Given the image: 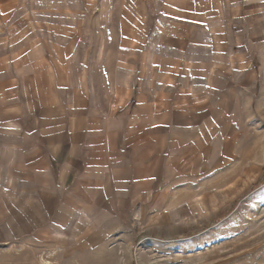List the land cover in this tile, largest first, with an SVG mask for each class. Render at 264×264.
Wrapping results in <instances>:
<instances>
[{"label":"rangeland","instance_id":"obj_1","mask_svg":"<svg viewBox=\"0 0 264 264\" xmlns=\"http://www.w3.org/2000/svg\"><path fill=\"white\" fill-rule=\"evenodd\" d=\"M251 1L0 0V58L84 75L105 112L170 60L190 84L223 66L235 77L211 79L229 97L223 156L152 197L2 174L0 264H264V0Z\"/></svg>","mask_w":264,"mask_h":264},{"label":"crops","instance_id":"obj_2","mask_svg":"<svg viewBox=\"0 0 264 264\" xmlns=\"http://www.w3.org/2000/svg\"><path fill=\"white\" fill-rule=\"evenodd\" d=\"M36 59L0 58V183L2 174L17 169L35 191L51 189L38 185L39 176L50 184L55 175V190H86L93 200L102 192L114 199V192L132 191L137 201L180 176L204 173L195 168L209 169L223 156L229 97L226 84L211 79H234L226 67L190 84L180 61L170 60L166 70L144 72L149 82L130 87L124 101L105 112L88 95L84 75L74 85L63 69L56 73Z\"/></svg>","mask_w":264,"mask_h":264},{"label":"built area","instance_id":"obj_3","mask_svg":"<svg viewBox=\"0 0 264 264\" xmlns=\"http://www.w3.org/2000/svg\"><path fill=\"white\" fill-rule=\"evenodd\" d=\"M134 264H139L138 262L134 263Z\"/></svg>","mask_w":264,"mask_h":264}]
</instances>
